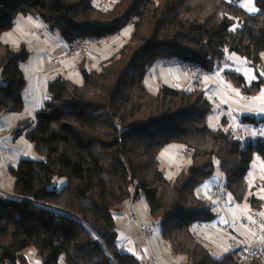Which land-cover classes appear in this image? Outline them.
Wrapping results in <instances>:
<instances>
[{
    "label": "trees",
    "instance_id": "trees-1",
    "mask_svg": "<svg viewBox=\"0 0 264 264\" xmlns=\"http://www.w3.org/2000/svg\"><path fill=\"white\" fill-rule=\"evenodd\" d=\"M104 1L0 0V112L25 108L22 64L31 51L25 43L13 48L3 40L20 16L42 19L66 43L107 39L134 27L101 70L81 62L83 84L65 77L49 82V99L15 130L31 140L39 158L8 168L14 192L0 193V264H28L30 247L43 264L63 258L67 264H140L121 250L114 216L141 192L153 223L161 220L164 240L188 264H258L241 260L236 248L214 257L193 224L217 218L198 188L218 169L232 199L262 212L264 200L248 195L247 173L256 154L264 160V137L246 143L225 125L211 128L209 92L195 80L191 89L163 83L154 93L145 78L159 60L178 58L214 71L225 55L236 54L257 69L258 79L247 83L236 71L227 72L229 78L245 93H258L264 85L257 67L264 53V0H255L257 13L239 0ZM248 118L264 122L243 120ZM171 144L189 147L191 164L167 178L160 157ZM61 179L66 182L59 186Z\"/></svg>",
    "mask_w": 264,
    "mask_h": 264
},
{
    "label": "rangeland",
    "instance_id": "rangeland-1",
    "mask_svg": "<svg viewBox=\"0 0 264 264\" xmlns=\"http://www.w3.org/2000/svg\"><path fill=\"white\" fill-rule=\"evenodd\" d=\"M95 1L98 4L101 0H95ZM238 4L243 6L250 13H257L259 10L255 0H239ZM38 23H40V27H35L34 28L35 33L31 34L29 37H27L25 34L21 32H16L15 30H12L7 33L8 36L12 37L16 41H20V42L28 41L29 42L30 44L29 49L31 51V59H30L29 65L31 66L34 65L35 61H37L38 59H39L38 61L40 62V65L45 63L46 58L49 61H51L54 56V54L52 53L53 45L56 46L61 41L64 42V39L61 36L59 29L51 30L42 19L40 20L38 19ZM133 31H134V27L132 25H129L123 31L116 33L114 35L108 36L107 39L96 41L93 44L91 50L85 54L78 53L72 56H66L64 52L63 59L65 60L62 63V67L65 66L63 68H65L66 73L61 69L52 72L50 75L47 76V80H48L47 85L49 84V82L59 77H66V78L73 80L77 84H83L84 78L81 73V67H83L81 63L82 60L86 58L87 64L85 66L87 68L89 69L94 68L96 70H101L102 61L109 58L115 52L120 50L126 44V42L129 41ZM43 41H45L44 42L45 46H42ZM233 55H236V54H233ZM244 59L247 61L246 58ZM179 61L180 59L178 58H174L171 60L164 59V60L157 61L151 68H149L147 72V75L145 78V84L147 88L151 92L156 93L158 92L160 85L163 83L176 85L177 83L175 80H178L177 75L178 74L180 76L183 75L182 72L179 73V72L173 71V67L177 66L178 69L180 68ZM181 66H182V63H181ZM246 67L250 69L252 74L254 73L256 74L255 67L251 66L249 63L246 65ZM235 68H238L237 64H234L232 66L231 65L223 66L224 70H235ZM184 71L186 72V70ZM186 73L190 76L192 80H194L188 72ZM248 79L251 80L249 76H248ZM179 82H180L179 88H181L182 81H179ZM225 82L229 86L230 84H233L232 81L230 82L223 81V84H225ZM0 83H1V80H0ZM213 83H214V79L213 77H211L209 79H206V81L202 84V86H204L205 88H209V87L212 88ZM208 84L209 86H207ZM229 90L231 89L229 88ZM210 91L211 89L209 90V95L211 93ZM45 92H46L45 93L46 99L48 100L49 96H48L47 88H45ZM209 98L211 99V102H212V110L208 116V124L211 128H220V127H224L225 125L226 129L232 130V133L234 136L238 137L239 139L243 140V142H246V143L249 141H256L260 137H264V127H257L256 125H253L252 123H248L246 127L241 126L244 123L243 117L248 115L246 112V107L244 106V102H237L235 100H231L228 104L223 105L217 102L215 94L210 95ZM34 101L35 100L33 98L31 99L27 98V107L23 113L9 112L8 114L10 115H8L9 116V118H7L8 121H1L0 123L2 127H5L4 133L2 134H5L4 137H6L5 139L1 141V147L8 148V152H10L11 147L13 146L14 149H17L19 151V155H20L19 158L14 159L15 165H17L21 161L22 158H31V159L39 158V156L36 154L34 150V146L31 140H29V138H27L25 134H21L20 136H18V135H15L14 133V130L18 127H21L23 124L16 123L15 125V123H11L12 119H20L22 117L29 118V120H33L36 115L34 106L37 104ZM36 110H39V109H36ZM225 120L226 122L225 124H223V121ZM12 125L14 127H12ZM163 158L165 160L164 155H163ZM179 158L180 160L171 162V165L183 164L184 166H186L188 164L189 166V164H191V157L189 155L182 154L178 156V159ZM165 161L168 163V166L166 167L167 168L166 176L167 178H170L173 176V173H170L169 158H167ZM161 163L163 166L164 161L163 162L161 161ZM163 168L165 167L163 166ZM211 177L215 178V181H220L221 178L223 179L225 178V175L224 173L221 174L217 170L216 173H214ZM247 181H248L249 187L252 188V190L251 189L249 190L248 195L251 196L253 194L264 200V160L259 154L255 155L253 162L251 163V167L247 173ZM59 182H60L59 186H62L63 183L66 182V180L61 179ZM137 201H138V205L140 206V208H142L143 212L149 209L146 196L143 192H141V195L140 197H138ZM218 201L219 199L215 197V199L211 198L209 202L213 204V210L216 213L223 212L224 210V208L219 203L220 201L219 202ZM236 205L237 207L239 206L240 209L244 213L252 209L249 201L238 203L234 199H232V204L227 207L231 209H235ZM57 208L59 209L60 207H57ZM262 211L264 213V205H263ZM60 212L72 218H75L74 215L66 212L65 210L61 211V208H60ZM235 216L236 217L238 216V221L241 220L240 215L237 214V212H235ZM151 223H153V221ZM209 227L213 229H215V227L216 228L220 227L225 232L230 231L228 228L225 227L224 223H220V220L218 218L207 224L205 223L199 224L198 222L193 224V229L197 231V233L201 236L203 235V233H206L207 230H213V229H210ZM132 228H134L136 232L138 233V235L136 236L137 240H142L144 242H147V237L141 232L140 229L138 230L135 224L132 225ZM162 228H163L162 224H159L155 227V233H154L155 235L153 239L151 240L152 246H153L151 249L153 251L152 255L154 256V258L156 257L158 264H188V261L186 260V256L184 255H178L179 256V257L177 256L178 258H175L174 260H169V243L165 241L163 238ZM139 231L142 234H140ZM222 237L228 240L230 239L229 235L227 236L222 235ZM118 240L120 241L119 238ZM205 240L208 243L207 246L210 247L211 252L214 257L220 258L225 253L228 252V250L224 248V246L219 244L218 242L211 241L206 237H205ZM25 253L27 257L29 258L28 260H31L32 262H34L35 259L33 257V253L36 255V248L30 247L28 251H26ZM161 254H163L162 256L163 258L159 257V255ZM152 255H150L149 260L153 263L155 261L152 259ZM146 257H143L144 259H141V257H139L141 260L140 264H144V263L148 264V261L146 260L148 258ZM113 264H118V263L116 261H113Z\"/></svg>",
    "mask_w": 264,
    "mask_h": 264
},
{
    "label": "crops",
    "instance_id": "crops-1",
    "mask_svg": "<svg viewBox=\"0 0 264 264\" xmlns=\"http://www.w3.org/2000/svg\"><path fill=\"white\" fill-rule=\"evenodd\" d=\"M40 27V23H38V20L29 19L27 17L20 16L18 20L16 21V26L13 30L16 32H21L25 34L27 37H29L31 34L35 33L34 28ZM4 41L9 43L11 47L13 48H19L22 43H25L30 48V44L28 41L20 42L14 40L12 37L8 36L7 33L3 35ZM45 41L42 42V46H45ZM67 43L60 42L58 45H53L52 53L54 54L53 59L49 61L47 58L45 60L44 64L40 65V62L37 60L35 61L34 65H29L31 56L29 60L22 64L23 70L27 77V85L23 91V96L25 99V108L27 107V98H33L37 104L34 106L35 112L37 113L38 110L41 109L45 102L47 101L46 95H45V88H47V76L50 75L52 72L57 71L59 69L63 70L66 73L65 66L62 67V63L64 62V52L66 51ZM30 50V49H29ZM63 56L62 60L59 62H54V59ZM230 58L232 59L231 66L234 64H237L238 68H235V70H224L223 68L220 71H216L212 73V77L214 79L213 87L211 88V93L216 95L217 102L226 105L231 100H235L237 102H244V106L246 107L247 116L254 117L256 119H264V95L258 93L255 94H248L243 91L241 87H239L236 84H230V86L225 82L223 84V81H232L229 79L228 73L229 71H236L238 74H241L245 77L247 83H251L252 81L258 79V72L255 68L256 74H252L250 69L246 67L248 62L241 56L238 55H230ZM263 62H264V53L262 54ZM83 60H86L84 58ZM82 60V61H83ZM87 62V60H86ZM44 65V66H42ZM180 68L178 69L177 66L173 67L174 72H182L183 75L180 76L177 75L178 80L176 81V87H179L180 82L182 81L181 88L185 89H191L194 85L192 82V79L190 76L183 70L181 66V61H179ZM248 76L251 78V80L248 79ZM66 78V77H65ZM0 80H1V71H0ZM233 82V81H232ZM209 86V84L207 85ZM229 88L231 90H229ZM209 95V96H210ZM211 100V99H210ZM23 111H20V113H23ZM9 113V112H8ZM8 113L0 112V123L1 121H8L7 118H9ZM17 118V117H16ZM21 119V120H20ZM20 119H12L11 123H24L29 118H20ZM248 121H243L244 123L241 125L243 127H246L248 123L250 122V118L247 119ZM226 122V121H225ZM224 122V123H225ZM253 125H256L257 127H264L263 123H252ZM12 127H14L12 125ZM16 127V126H15ZM17 129V128H16ZM15 129V130H16ZM5 127H2L0 124V193L6 194V195H13L14 192V179L9 174V166L15 165L14 159L19 158V151L17 149H14V147H11V151L8 152V148L1 147V141L5 139L6 137L4 133ZM14 130V133H15ZM232 131V130H231ZM182 145L179 144H171L169 145L161 154L160 161H164V171H167L168 163L165 161L167 158H169V169L170 173H173V176L170 178H173L178 174L179 171L184 169L183 164H176L171 165V162L178 161V156L182 155ZM163 155L165 157V160L163 158ZM16 161V160H15ZM162 165V163H161ZM218 171L222 174V171L218 169ZM167 173V172H166ZM223 178H221L222 180ZM220 180V181H221ZM220 181H215V178H209L207 179L199 188L198 192L199 194L207 201L210 202L211 198L215 197L212 195V188L215 185H218ZM138 199H129L128 201H125L121 208L118 209L115 213V226L118 232L117 240L121 246H123V252L129 253L134 255L138 260L144 259L143 257H146L148 261V264H158L157 260L155 262H151L149 260L150 255H152L153 251L152 249V239L154 235L151 238H147V242H144L142 240H137L136 236L138 233L134 228H132V225L135 224V226L139 230L140 224H149L153 221V218L150 215L149 209L145 212H143L142 208L138 205ZM217 200V199H216ZM219 202V201H218ZM220 205L224 208L223 212L216 213L217 218L220 220V223H224L225 227L228 228L230 231L225 232L220 227H215V229L209 227L213 230H207L206 233H203L202 236L208 238L211 241H216L219 244L223 245L224 248H226L228 251H230L229 247L230 245H233V248L238 249V247L241 245L243 241H250L252 239V233L250 232L247 225H245L242 221L243 216L247 213H244L240 207L237 205L235 206V209H231L227 207L226 205L222 204L221 201L219 202ZM212 204V203H211ZM232 204V203H231ZM213 205V204H212ZM229 206V205H228ZM235 212L240 215L241 220L238 221V216H235ZM263 213V211H262ZM264 214V213H263ZM216 218V219H217ZM240 222V223H239ZM242 222V223H241ZM236 229V230H234ZM140 233V231H139ZM142 234V233H140ZM219 236H218V235ZM223 236H230V239L223 238ZM151 242V243H150ZM167 246V245H165ZM168 248V247H167ZM28 251V249H27ZM33 252V251H32ZM163 254L159 255V257H162ZM34 262L29 260V264H43L42 259L37 255L33 253ZM179 257V256H178ZM176 254L173 253V250L171 248V245H169V260H174L175 258H178ZM29 259V258H28ZM156 259V257H155ZM187 260V258H186ZM141 263V260H140ZM58 264H67L65 258H63ZM145 264V263H144Z\"/></svg>",
    "mask_w": 264,
    "mask_h": 264
},
{
    "label": "built area",
    "instance_id": "built-area-1",
    "mask_svg": "<svg viewBox=\"0 0 264 264\" xmlns=\"http://www.w3.org/2000/svg\"><path fill=\"white\" fill-rule=\"evenodd\" d=\"M114 1V0H111ZM110 0L104 1L103 6L108 5ZM95 39L93 37H79L67 44L65 51L66 56H72L77 53H88ZM63 57L59 56L54 59V62H59ZM232 59L230 56L225 55L223 62L219 65H216L214 71H220L224 65H231ZM258 69L262 72L264 76V62H259L257 65ZM182 68L188 72L192 78L199 84H203L206 79L212 77L211 71L207 68H204L200 65L192 63H182ZM202 82V83H201ZM211 87L207 88L208 92ZM260 94L264 95V85L261 87ZM191 149L189 147L183 150L184 155H189ZM222 181L213 186L212 195L221 201L222 204L228 206L232 203V198L230 194L223 188ZM46 207L57 209V206H54L50 203H42ZM243 223L247 225L252 233V239L250 241H243L238 247L239 258L244 262H255L258 264H264V214L258 210H249L243 217ZM161 224V220L157 219L153 224H140L141 232L147 237L150 238L155 233V227ZM230 250H233V245H230ZM123 250V246L121 247ZM154 260V257H152Z\"/></svg>",
    "mask_w": 264,
    "mask_h": 264
},
{
    "label": "bare ground",
    "instance_id": "bare-ground-1",
    "mask_svg": "<svg viewBox=\"0 0 264 264\" xmlns=\"http://www.w3.org/2000/svg\"><path fill=\"white\" fill-rule=\"evenodd\" d=\"M95 42H96V40L94 41V43H95ZM94 43H93V44H94ZM67 44H68V43H67ZM92 46H93V45H92Z\"/></svg>",
    "mask_w": 264,
    "mask_h": 264
}]
</instances>
